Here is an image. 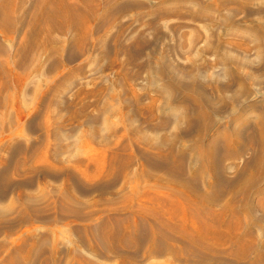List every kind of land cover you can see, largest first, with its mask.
<instances>
[{"label": "rangeland", "instance_id": "374dc122", "mask_svg": "<svg viewBox=\"0 0 264 264\" xmlns=\"http://www.w3.org/2000/svg\"><path fill=\"white\" fill-rule=\"evenodd\" d=\"M35 1L23 0V5H17L15 15L20 21L15 31L0 29V60L7 58L11 65L0 73V264L185 262L172 233L161 229L155 214L139 209L146 203V207L154 204L156 208L157 203L148 200L177 194L180 188L189 191L193 187L203 195L213 193L205 184L207 173L190 178L187 170L188 165L189 169L193 167L194 159L189 148L197 144L207 148L212 137L219 141L216 149L221 151L217 160L221 158L218 166L222 174L233 179L237 168L248 160H254L258 169L264 167V160L253 158L258 148L248 139L258 127V118L264 117V55L256 51L264 47V0H190L193 5L189 0H90L89 5L77 0V14L90 30L86 27L83 34H78L67 25L55 27L51 31L53 43L45 47L34 36L33 43L23 49L26 19ZM131 2L144 7H134ZM195 6H202L209 18L206 13H195ZM226 21L234 24L227 26L231 31L225 27ZM217 34L226 42L223 47L222 42L216 47ZM220 53H229L225 62L219 59ZM233 59L242 62L236 66ZM244 90L246 94H242ZM167 96L172 100L169 107L163 105ZM185 109H194L196 122L205 120L209 129L200 131L196 125L187 128L182 120ZM241 119L251 124L242 130L245 147L236 155L223 157L224 142L229 135L234 136ZM175 134L177 144L185 143L188 153L183 164L171 161V166L162 156L165 139ZM199 136L202 142L197 141ZM176 149L179 151L180 146ZM173 165L177 170L182 165L180 172L185 173ZM97 172L99 176L94 177ZM261 173L262 182L264 169L252 175ZM231 192L230 188L221 190L219 202L223 203ZM261 211L256 209L255 215L264 220ZM132 217L138 222L142 245H123L114 238ZM160 243L164 249L158 246ZM170 244L176 256L165 251ZM186 258L194 264L210 261L209 257L204 261L200 257ZM224 262L247 264L229 258Z\"/></svg>", "mask_w": 264, "mask_h": 264}, {"label": "bare ground", "instance_id": "6f19581e", "mask_svg": "<svg viewBox=\"0 0 264 264\" xmlns=\"http://www.w3.org/2000/svg\"><path fill=\"white\" fill-rule=\"evenodd\" d=\"M80 1L82 2L81 4L84 3L85 5H89V3L91 2L90 0H79V2ZM122 1L124 2V0H122ZM129 1H131V0H129ZM140 1H143V0H140ZM192 1L189 0V2H191V4L193 5L194 2L192 3ZM208 1L206 3H209L210 2V1L209 2ZM79 2L77 0H36L35 3H34V9L32 10V13L29 14V16L26 19V25H27V28L26 29H28V30H27V33H25L26 35H25L24 41L21 42L22 43V48L24 49L30 43L31 39L34 36L38 37L40 39L41 43L43 45H45V47H47L46 45L50 44L52 42V40H53L52 35H51V31L54 30L53 28H55V27L62 28V27H64V25H67V27L69 26L72 29H75L78 32V34H79L80 31L83 34V32L86 30V27L88 25H86L84 23L85 21L83 22V19L77 14L76 4L78 6L79 5L78 4ZM127 2L128 1L126 0V3ZM132 2H131V4H133L132 6H134V3H132ZM175 2H176V0H175ZM19 4L23 5V0H0V29H1V31L3 29H5L6 27L13 28V29L15 28L14 31L16 30V28H17L16 26L18 25L16 22L17 21H20V20H18L19 17H17V15H15V10H16L17 5H19ZM183 4H184V2H183ZM128 5H130V2H129ZM136 5H138V4L136 3ZM136 5L134 7H137ZM143 5L142 4L141 5H138V7L139 6L144 7ZM147 6H149V4H147ZM196 6H195V8L193 7L195 10L197 9ZM216 6L218 7L217 3H216ZM201 7L202 6H200L194 12L195 13H199L200 15L201 14L204 15L206 13V11H205V9L204 10L201 9ZM203 7L205 8V6H203ZM24 8H25V4H24ZM102 8H101V10H102ZM145 8H146V6H145ZM18 9H19V6H18ZM175 9H177V8H175ZM183 9H184V7H183ZM208 9H207V11H208ZM87 10H88V7H87ZM155 10H156V8H155ZM191 10H193V9H191ZM159 11H160V9H159ZM162 11H164V10H162ZM187 11H188V9H187ZM81 12H82V10L80 11V13ZM83 13H82V15H83ZM150 13H152V11ZM155 13H156V11H155ZM181 13H179V14H181ZM86 14H87V12H86ZM92 14H94V13H92ZM158 14H160V12ZM84 15H85V13H84ZM84 15H83V17H84ZM171 15H172V13H171ZM207 15L208 14L206 13V16ZM23 16H25V15L23 14ZM86 16L89 17L88 15H86ZM181 16H182V14H181ZM109 17H110V15H109ZM207 17H205V18H207ZM227 17H224L225 19L224 18H221V19L226 20ZM90 19H91V17H90ZM218 19H220V18H218ZM228 19H231V18L228 17ZM85 20H86V18H85ZM227 21H229V20H227ZM227 21H226V24H227ZM95 22L97 23V21H95ZM209 23H211V22H209ZM229 23H231V22H229ZM229 23L225 27H227L228 25L231 27L232 25H230ZM231 24H233V23H231ZM64 28H66V26ZM227 30L228 31H231V30L228 29V27H227ZM57 31H55V32H57ZM228 31L226 33V36L229 34ZM9 32H11V31H9ZM85 33H90V32H85ZM6 34L7 33L5 32V35ZM12 34H15V33L12 32ZM230 35H229V37H230ZM217 36H218V39L216 38L217 40H219L220 38H221V40L223 39V37H220L219 38V35L218 34H217ZM224 38H225V36H224ZM77 40H78V38H77ZM81 40H82V38H81ZM217 40H215V41L218 42V43L219 42H222V47L226 44V42L224 40H222V41H217ZM254 40H257V39H254ZM209 41H210V38H209ZM215 41H213L214 44L216 43ZM257 41H256V43H257ZM54 42L56 43V41H54ZM75 42H76V40H75ZM232 42H234V39H233ZM232 42H230V44H232ZM259 44H260V42H259ZM30 45H32V44H30ZM215 45H214V47H215ZM218 45L220 46V43L217 44L216 47ZM249 45L247 44L246 46L250 47ZM256 45H258V43ZM260 45L262 47V44H260ZM227 46H225V47H227ZM231 46H233V44ZM238 46H239V44H238ZM233 47H236V46H233ZM44 48H42V49L44 50ZM118 48H119V46H118ZM211 48H212V46L210 47V49ZM238 48H240V47H238ZM253 48H254V45H253ZM258 48H260V47H258ZM34 49H36V48H34ZM206 49H208V48H206ZM19 50L20 49H18V51ZM36 50H38V49H36ZM205 51H207V50H205ZM256 51L258 52L257 54H259V52H261L264 55V47H262L260 49V51L259 50H256ZM130 52H131V50H130ZM216 52H217V50H216ZM24 54L25 53L23 52V55ZM128 54H130V53L128 52L127 53V56H128ZM223 54H221V53L219 54L220 55V58L219 59L221 61H224L225 62L224 59L228 57L227 54H229V53H227V54L223 53ZM10 60H13V59L10 58ZM127 60H131V59H127ZM193 60H192V62H193ZM237 60L236 59H233V61H234V64L233 65H235V63H236V66H237V64H239L238 62L241 61V60H239V61H237ZM231 61H229V63ZM227 63H228V60H227ZM232 63L233 62H231L230 64L232 65ZM243 63H244V60H243ZM242 64H241V66L239 65L240 66V69L242 68ZM10 66L11 65H10L9 59L6 58L5 61L0 60V73L3 70H9V67ZM232 68H233V66H232ZM231 72H233V70L232 71L230 70L229 73H231ZM195 73H197V72H195ZM13 74H15V73H13ZM195 75L196 74H194V76ZM10 76H11V73H10ZM196 76H198V75H196ZM2 77L4 78V76H2ZM199 77H198V79H199ZM194 78H192V79H194ZM209 79L211 80V78H209ZM212 80H214V79H212ZM4 82H7V81H4ZM4 82H2V83H4ZM193 82H194V80H193ZM4 84H6V83H4ZM240 84H242V83H240ZM1 87H3V85ZM241 87H243V86H241ZM184 88L186 89V86H184ZM241 93H242V91H241ZM242 94H246V91H245V93H242ZM162 96H164V95L162 94ZM194 97H196V96H194ZM194 97H192V99H194ZM196 98H198V97H196ZM163 100H164L163 105L166 106V107H169L170 106V102L172 101V100L170 101V97L169 96H167L165 98L163 97ZM185 101L187 102V99ZM198 101H201V100H198ZM186 102H185V105H186ZM197 103H195L196 107L198 106ZM156 104H158V103H156ZM189 104H190V102L188 103V105ZM154 105H155L154 104V101H152L151 104H150V107L153 108ZM183 108H184V106H182V109ZM196 117L197 116H195L194 109H193V112H191L189 109H185L184 110V113L182 115V120H183V123L184 122L186 123V125H187L186 127L187 128L189 126H192V125L195 126L196 125V126H198L197 129L200 130V131L208 130L209 127H210V125L205 120H200V121L197 120V122H196ZM258 119L259 120H258V125H257L258 127H257V129H253L254 131L252 132V135L250 134L248 136L249 144H253V142H254L256 144V147L258 148L256 150H254V154H253V156H254L253 158H257L256 161L264 160V117L261 118V116H260ZM246 120L243 122V119H241L240 120V123L238 124V126L235 127L236 128L235 129L236 132L233 133L234 136L233 135H229L228 136V139H227V142H224L226 144L225 145L226 148H225V151H224L226 153V155L223 156V157H226L227 155L228 156L229 155H234V154L236 155L237 153H239V152L242 151V148L245 147V145H244V139L242 138V135H241L242 134V130H243V128H245V126H247V124L248 125H251L250 123L246 122ZM260 120H263V121H260ZM255 121H257V120H255ZM180 122H182V121H180ZM165 123H167V121ZM254 124L252 125L253 128L255 126ZM255 128H256V126H255ZM246 129H247V127H246ZM196 133H198V132H196ZM177 134H175V135H173L171 137H168L167 139L163 138V141H164V139L166 140L167 145H166V151H165V154H164L165 156H162V157H165L166 158L165 160H167L166 162L168 164L170 162V165L171 166H172V164H171L172 162L171 161H177V163L179 161H181L182 164H183L184 157L188 153V152H186L187 151L186 150V147L187 146L185 145V143L181 142L180 145L177 144V141H176V136H178ZM204 137H205V135H204ZM202 138H203L202 136H199L198 139H197V141L198 142H202ZM225 140H226V138H225ZM217 142L219 143V141H217V138L215 137V139H213V137H212V140L208 142L207 148H204V147L202 148L201 147L202 145H199V144H197L198 146H196V147L189 148L190 150L192 149V152H189V153H191L189 155H192L194 159H193V167L191 169H189L190 167L188 165V169H187L188 172L190 170V173L192 175V177H190V174H189V177L190 178L199 177L200 175H202V173H207L208 178L206 179V183L205 184H206V187H208L211 191H213V193H211L209 195H203L204 193H202L201 190L198 191V190L192 189L193 187H191L190 185H188V186L191 187V188L189 187L190 188L189 191H183V189L180 188L181 187L180 186L179 187L180 189L177 190L178 191L177 194H174V192H172L173 195L170 194V193H167V194L165 193L166 195H162L160 199H158V197H157L158 195L156 196V198L154 196H153V198H151V196H149L148 198L149 199L151 198V199L148 200V202L157 203L158 206L156 208H154L153 207L154 204H151L152 207H146V205H147V203H146L145 206L144 205H141L142 207L139 210L142 213L149 212V213L155 214L157 216V219H158L157 221H159L158 224L161 226V229L163 228L164 230L172 233V235L175 237V240H177L178 243L180 244L179 247H178V251H180V253L182 255H184V260H186L185 261L186 263L183 261L181 264H194V263H191V262H189V263L187 262V260H191V258H186V255L187 256H192L194 258L197 257L199 260H200V258H203L202 259L203 261H204V258L206 259V257L207 258L209 257V260L210 261H208L209 262L208 264H225L226 262H224V261H225V259H226V261H228V258H229V261L230 260H235L237 263H241L242 262V263H247V264H262V263H264V220H262L261 217H257L255 215V210L256 209L258 210V208H261L262 209V211H261L262 213H263V210H264V193L262 194V190H263V187H264V181H262V182L260 181L261 177L263 176L262 175L263 173L257 174V175L256 174L255 175H252V172H254L255 170L256 171H258V170L261 171V170L264 169V167H262V165H260V167L258 169V166L256 165V163H255L254 160H248V161H246L244 163L243 166H241V167H238L237 166L238 168L235 171L236 174H237L236 177H234L236 175L235 174L233 176L234 177L233 179L232 178H229L228 176H226L227 174L226 175L225 174H222V172L219 169L218 164H219L221 158L219 157L220 160L218 159L219 160V162H218V160H217V154H219L218 151H220V150L217 151V149H216V145H218ZM161 143H163V142H161ZM177 146H180V150L179 151L176 149ZM176 151H178L180 153H178L176 155V153H175ZM185 152H186V154H185ZM235 157L236 156H234V158ZM159 159H160V157H159ZM160 160H162V159H160ZM168 160H170V161H168ZM181 162H179V164ZM173 164H175V162ZM173 166L174 167H172V168H175L177 166V164H176V166L175 165H173ZM184 167H186V166H184ZM180 168H181L180 170L179 169L178 170L176 169V170L180 172L182 170L183 166L181 165ZM222 168H223V165H222ZM175 169H174V171H175ZM234 169H235V167H234ZM184 170H186V169H184ZM222 170H224V168ZM225 170L223 172H225ZM99 171L100 170L98 168V172ZM179 172H175V173H179ZM97 173H95L94 177L99 176V173L98 174ZM182 173H185V172H182ZM179 176H180V174H179ZM182 177H184V176H182ZM92 178H93V176H92ZM190 178L189 179L186 178V180L189 181ZM172 181L174 182L175 180H172ZM179 181H181V179ZM179 184H181V183L179 182ZM198 184H199V182H198ZM181 185H183V184H181ZM188 186H186L185 188H188ZM199 186H200V184H199ZM202 187L204 188V185ZM206 187H205V189H206ZM175 188H177V186ZM224 188H230L232 190V192L230 193V195H228V198H226L223 203H220L219 202V199H221L220 197L222 195L221 194V190H223ZM170 190H172V187H171ZM170 190H167V191L169 192ZM175 192H176V190H175ZM253 193H255V194L257 193L258 196L255 197V194H253ZM205 198H206V200H205ZM155 199H157L158 201L155 200ZM203 201H206V203H203ZM208 202L211 203V204H215V205L220 204V205L218 207H213V206L209 205ZM131 205H130V207H128L129 209L131 208ZM139 207H140V205L138 206V208ZM138 214H136V215H138ZM134 216H135V213H134ZM142 217H144V216H142ZM143 219H145V218H143ZM127 220L128 221H127L124 229L122 231H120V232H115L114 233V238L117 240V242H119V243H121L123 245L124 244H126V245L128 244V245L136 246L137 244L140 243L139 242L140 241L139 240L140 239V236L138 235V231H139L138 230L139 229L138 222H137V220L134 217H132L130 219L128 218ZM118 222H121V221H118ZM116 224H117V221H116ZM119 224H121V223H119ZM254 226L256 227V230L255 231L253 229V228H255ZM121 227H123V226H121ZM151 228L154 229V227H151ZM153 229L150 230V233H149L150 234V240H149V242L151 244V247L154 244V230ZM111 235H112V233H111ZM111 235H109V236H111ZM105 236H106V234H105ZM174 237H171V240H173ZM168 238L170 239V237H168ZM139 245H142V244H139ZM158 246H160L162 249H164L163 243H160V245L158 244ZM170 247H172V248H170ZM173 247H174L173 244H170L169 247L165 251L169 250L172 253V250H174ZM148 248H150V247H148ZM131 249L133 250V248H131ZM131 249H129V250H131ZM162 251H164V250H162ZM129 252H131V251H129ZM177 253L179 254V252H177ZM172 255L176 256V253H172ZM132 256H133V254H132ZM194 261L196 262V260H194Z\"/></svg>", "mask_w": 264, "mask_h": 264}]
</instances>
